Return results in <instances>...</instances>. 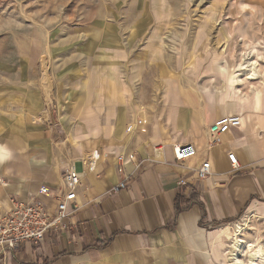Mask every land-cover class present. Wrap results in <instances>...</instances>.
I'll return each instance as SVG.
<instances>
[{
	"label": "crops",
	"instance_id": "1",
	"mask_svg": "<svg viewBox=\"0 0 264 264\" xmlns=\"http://www.w3.org/2000/svg\"><path fill=\"white\" fill-rule=\"evenodd\" d=\"M41 1L37 0L42 5L38 13L29 15L27 8L33 9L35 0H0V196L6 203L11 194L25 198L42 186L60 188V169L68 159L82 171L87 154L99 150L103 156L97 171L84 177L73 228L47 233L40 246L24 244L12 260L15 264H221L216 248L222 225L246 209L245 214L264 216L263 100L226 98L198 86L211 102L215 96L220 101L206 116L192 105L177 109L170 129L156 115L154 125L144 119L146 132L129 133L126 125L138 119H134L137 112L115 109L94 89L78 92L89 84L83 80V68L100 63L103 53L116 52L114 42H108L110 16L80 14L77 22V16L62 13L67 0ZM38 19L42 30L36 27ZM14 22H25L26 28ZM89 80L101 84L98 76ZM50 84L59 97L70 87L66 92L74 102L70 110L80 117L72 138L77 149L65 139L51 143L56 131L24 119L23 113L34 112L50 99ZM82 100L98 102L91 117L75 108ZM226 114L242 115V125L213 144L208 129ZM186 143L194 145L196 155L176 161L173 145ZM155 146L162 147L156 160L151 158ZM124 152L135 153L141 164L135 171L128 166L134 178L126 189L113 192L124 178L116 155ZM229 152L237 156L240 170L233 171ZM206 160L212 174L198 181L195 170ZM182 178L187 186L179 185ZM215 227L219 228L210 230Z\"/></svg>",
	"mask_w": 264,
	"mask_h": 264
},
{
	"label": "rangeland",
	"instance_id": "2",
	"mask_svg": "<svg viewBox=\"0 0 264 264\" xmlns=\"http://www.w3.org/2000/svg\"><path fill=\"white\" fill-rule=\"evenodd\" d=\"M40 2L35 0L34 10L30 6L26 13L36 15L42 8ZM45 2L49 1L43 4ZM65 4L62 13L77 16V22L80 14L107 13L110 16L108 42H114L116 47V52L111 55L103 53L105 58L100 63L83 68V80L88 79L89 84L78 90L80 93L94 89L95 93L111 100L109 103L115 109L128 107L138 113L134 119H145L153 125L157 115L156 120L161 121L166 129H170L175 120L177 109L195 105L200 114L206 116L212 105L220 102L218 96L211 102L209 94L200 93L198 86L206 92L224 96L222 87L226 79L228 97L254 101L253 95L260 92L264 103V0H67ZM39 21L36 20L35 24L38 30H42ZM17 24L21 29L26 28L25 22ZM251 50L250 57L257 60L259 73L250 81L239 68L245 61L244 54ZM82 57L88 60V54ZM46 62L48 68L45 71L49 72V60ZM94 67L100 68L98 72ZM54 73L58 74L57 71ZM97 76L101 79L100 85L98 81L95 85L89 80ZM238 78L240 81H235ZM69 88H65L59 97L56 86L50 84V99L44 100L34 112L23 114L28 124L40 125L48 132L56 131L51 143L65 139L67 144L74 142L72 145L77 149V140L72 138L80 117L73 116L74 110H70L74 102L66 93ZM98 106L97 101L82 100L75 108L85 112L84 117H91ZM4 180L8 185L9 180ZM12 196L14 194L5 198L6 203L0 196L3 202H0V217L9 213V198ZM246 210L235 221L222 226L249 217L243 240L264 245V216L258 212L245 214ZM227 234L231 237V233ZM224 242L220 249L222 256L217 257L221 264L227 262L226 253L231 240L228 238ZM247 255L248 249L243 246L239 258L245 261ZM10 263L15 264L13 260Z\"/></svg>",
	"mask_w": 264,
	"mask_h": 264
},
{
	"label": "built area",
	"instance_id": "3",
	"mask_svg": "<svg viewBox=\"0 0 264 264\" xmlns=\"http://www.w3.org/2000/svg\"><path fill=\"white\" fill-rule=\"evenodd\" d=\"M242 118V115L226 114L215 120L208 129L211 143H220L225 133L241 127ZM136 129L146 132V122L138 119L129 124L126 131L131 133ZM161 151V146H155L151 158L156 160ZM173 152L176 161L179 162H186L197 153L191 143L174 144ZM102 156L99 150H93L87 154L84 157L85 166L82 171L78 169L76 161H67L62 164L60 188L52 189L42 186L37 193H30L25 198L18 195L9 198V213L0 217V264H11L13 253L26 243L40 246L47 233L69 232L73 228V219L78 209L76 201L84 185V177L97 171ZM116 159L118 171L124 175V178L112 189L113 192L126 189L130 180L134 178L133 171L128 173L127 167L132 166L135 171L141 164L133 152L117 154ZM228 159L233 171L241 169L235 153L229 152ZM194 174L198 181L210 177L212 174L210 161L203 162ZM179 185L187 186V179H180Z\"/></svg>",
	"mask_w": 264,
	"mask_h": 264
},
{
	"label": "bare ground",
	"instance_id": "4",
	"mask_svg": "<svg viewBox=\"0 0 264 264\" xmlns=\"http://www.w3.org/2000/svg\"><path fill=\"white\" fill-rule=\"evenodd\" d=\"M252 50L250 52H246L244 54L245 61L242 65H240L239 71L244 72L246 74L247 80H255L258 70H257V60L254 58H251ZM259 57V56H258ZM226 71V69H222ZM234 76V75H233ZM234 78V77H233ZM234 81V80H233ZM235 81H240V78ZM228 80L225 79L223 82V94L224 97H228ZM254 90V88L252 87ZM217 91V90H216ZM221 91V90H218ZM238 90L235 91V96ZM255 99L257 100L258 103H261L262 100V95L260 92H257L255 95H253ZM246 99V98H242ZM233 102V101H231ZM234 103V102H233ZM249 217L241 219L240 221L235 222L233 225H228L222 227L219 233V242L217 244V255L216 258L219 257L220 255L222 256V253L220 249L225 245L226 242L224 240L230 238L231 242L228 243V251H227V262H224L223 264H264V245L261 242H253V243H247L246 241L243 240V233L247 232L249 227L248 224ZM231 233V237L228 236L227 233ZM246 246L248 249V255L246 256V260L243 261L239 258V253L242 250V247ZM218 249V250H217ZM213 254L215 251H212ZM225 253V252H224Z\"/></svg>",
	"mask_w": 264,
	"mask_h": 264
}]
</instances>
